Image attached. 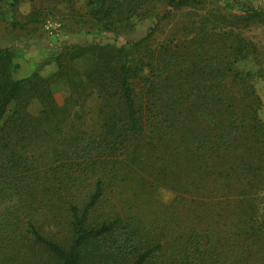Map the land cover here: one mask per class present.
<instances>
[{
  "label": "trees",
  "instance_id": "16d2710c",
  "mask_svg": "<svg viewBox=\"0 0 264 264\" xmlns=\"http://www.w3.org/2000/svg\"><path fill=\"white\" fill-rule=\"evenodd\" d=\"M150 1L89 0L84 17L114 32ZM203 3L167 0L134 43L73 46L80 72L59 53L53 74L20 78L0 47V264H264V67L238 65L264 14L191 18ZM180 9L189 18L156 40Z\"/></svg>",
  "mask_w": 264,
  "mask_h": 264
},
{
  "label": "rangeland",
  "instance_id": "374dc122",
  "mask_svg": "<svg viewBox=\"0 0 264 264\" xmlns=\"http://www.w3.org/2000/svg\"><path fill=\"white\" fill-rule=\"evenodd\" d=\"M89 0H20L12 6V0H0V47L8 48L13 53V60L20 66L18 77H28L36 72L41 78L56 72L55 60L59 53L63 56L60 61L66 63L71 70L80 72L86 62H68L66 53L73 46H86L90 44L111 45L120 47L127 42H137L143 38L152 27L151 14L162 15L167 7V0H152L145 4L143 9L130 20L117 27L114 32H106L101 27L92 23L84 14ZM241 6L242 10L260 9L264 14V0H204V3L191 12V18L213 10L224 15L233 12V8ZM188 9L172 11L170 18L163 21L159 31L154 34L156 40L170 37L176 29L189 18ZM192 20V19H191ZM244 36L252 41L256 48V55H246L238 62L244 71L257 72L264 67V23L254 24L243 29ZM48 61V64L45 62ZM253 80L257 95L261 100L259 117L264 123V79L258 77ZM34 82V81H32ZM28 89V88H27ZM55 98L62 101L68 95V90L63 79L54 82ZM27 99V110L31 114L38 111L35 102L30 101V93H24ZM86 105L85 113L89 116ZM89 117L85 124L91 125ZM153 197L162 204L168 205L173 199L170 191L158 188Z\"/></svg>",
  "mask_w": 264,
  "mask_h": 264
}]
</instances>
